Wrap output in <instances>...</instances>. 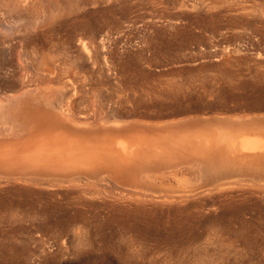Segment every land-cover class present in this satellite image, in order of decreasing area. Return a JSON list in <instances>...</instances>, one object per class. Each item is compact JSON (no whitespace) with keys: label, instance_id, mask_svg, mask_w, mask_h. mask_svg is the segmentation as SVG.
I'll use <instances>...</instances> for the list:
<instances>
[{"label":"rangeland","instance_id":"rangeland-1","mask_svg":"<svg viewBox=\"0 0 264 264\" xmlns=\"http://www.w3.org/2000/svg\"><path fill=\"white\" fill-rule=\"evenodd\" d=\"M41 8L45 15L40 13ZM84 59H95L97 63L83 64ZM48 60L53 62L49 67L54 75L64 70L58 61L72 64L73 60L80 61V65L72 66L91 74L92 79L88 81L102 89L104 104L108 102L107 91L116 86L115 75L124 71L123 63L131 67L130 73L151 71L156 75L180 70L183 77L195 74L200 78L196 80L198 84L195 81L196 88L201 87V90L197 88L202 101L199 113L202 117L211 114L217 119L215 123H205V127L212 126L226 138L236 136L246 127L264 131V0H0V100L17 93L26 73L44 75ZM107 61L112 65L110 68ZM221 72L240 77H235L234 82L243 78L247 81L253 76V83L257 81L260 85L259 92H255L262 94L261 97L257 95L262 100L259 101L260 110H246L245 96L239 100L226 98L229 102L225 99L222 104H215L212 96V103L211 95H206L203 86H208L209 81L213 84L214 75L223 76ZM204 81L208 82L202 85ZM223 84L221 86L227 89L229 84L225 81ZM24 98L23 101L3 100L0 105V113L5 117L0 119V148L20 142L25 124L17 116L20 108L32 113L49 109L44 95L30 93ZM232 100L238 101L237 105L235 102L233 105ZM221 105L228 107L221 108ZM204 106L212 107L211 111H204ZM243 114L254 119L243 123ZM30 122L27 121L32 129ZM232 147L227 145L225 153L209 170L212 171L210 179L205 181V186L209 187L204 186L207 190H202L210 192L200 194L199 208L198 205L194 207L197 214L186 219L159 216L157 210L148 208L139 214L122 209L117 211L120 215L111 217L109 201L102 202L103 205H87L74 196L49 195L48 187L41 188V195L24 193L15 188L21 186L20 183L5 180L0 167V264H264V219L254 218L252 214L264 206V197H260L264 196V188H257L255 192V184L253 187L250 183L252 186L248 187L245 180L236 183L237 177L249 176L244 175L239 161L228 159ZM255 174L254 183L264 186V166ZM220 181L231 187L234 184L236 191L231 192L233 187H230L231 193L219 192L216 188L225 186L219 187ZM209 188L221 194L217 196ZM210 193L215 197L211 195L210 198ZM224 201L229 202H226L227 207ZM233 206L243 207L238 210L247 216H229ZM196 208H201L200 212ZM71 215H75L76 220L71 219ZM78 224H84L88 231L77 232L75 226Z\"/></svg>","mask_w":264,"mask_h":264},{"label":"bare ground","instance_id":"bare-ground-1","mask_svg":"<svg viewBox=\"0 0 264 264\" xmlns=\"http://www.w3.org/2000/svg\"><path fill=\"white\" fill-rule=\"evenodd\" d=\"M40 13L45 15L43 8L40 9ZM82 62L83 64L97 63L95 59H84ZM107 62L109 63L107 66L110 68L112 65L110 61ZM52 63L50 60L45 62L46 72L44 75L33 74V76L26 73L24 76L22 74L23 79L20 81L17 93L3 97L6 102L11 99L13 101L17 99L23 101L24 97L30 93L41 94L47 97L50 109H47L49 111L39 109L37 112L32 113L27 108H20L17 116L25 122L20 142L14 145H10V143L6 148L5 146L0 148V167H2L3 174H5L4 178L6 181L12 179L20 183L21 186L15 188L21 192L41 195L39 192L41 188L48 187L46 192L49 195L74 196L78 202L83 204L85 202L87 205L92 203L102 204V202L109 201L110 206H112L109 212L113 215H109L111 217H116V214L120 215L121 213H117V211L122 209L139 214L141 210L148 208L149 210H157L156 212L160 213L159 216H174L175 218L186 219L194 218L197 214L194 207L201 201L199 199L200 194L210 192H203V190H207V188L204 189V186L207 185L205 181L210 179L209 176L212 171L209 170L214 167L216 160L225 153L227 145L234 147L230 151L231 157L228 156V159L244 163L245 166L240 167L259 166L264 163V136L244 134L238 139L226 138L224 135L217 133L212 126H204L205 123H215L217 119L210 114L211 112L209 116L205 117H202L199 113L202 109V101H200L197 88L201 90V87L196 88L197 85L195 84H198L200 78L198 77L199 80L196 81L198 78L195 74L183 77V73L177 69H175L177 70L175 72L174 70H169L167 73L162 71L163 73H157L156 75L152 74L151 71H149L150 73H130L129 69L131 67L123 63L121 65H124L122 66L124 71L120 72L119 75H115L116 86L107 91L108 102L104 104V95L101 94L102 89L100 90V87L97 88L95 85L90 84L91 74L79 68L74 69L72 66L74 64L80 65V61L73 60L74 64L65 60L58 61V65L60 67L62 65L64 70L55 75L51 74L53 71L49 67V64ZM220 66L222 67V65ZM132 69L134 68L132 67ZM198 69H200V66ZM224 73L221 72L223 76L219 73L214 75L215 82L213 84H210V81L201 82L202 85L206 82L209 83L208 86H203L206 95L213 96L215 99L212 97V100H215V104H222L226 98L232 97L239 100V98L243 99L245 96L246 100L244 99L243 103L245 101L244 106L247 105L246 110H255V112L260 110L259 101L261 98L259 97L262 94L255 92H259L260 85L257 81L253 83V76L249 77L247 81L243 78L234 82L238 76H233L232 73L231 76V74L229 75L230 72H226L228 75H224ZM179 75L182 77H178ZM250 78L252 81H248L251 80ZM98 81L101 82L99 79ZM224 81L225 84H229L227 89H224ZM84 82L89 86L86 87ZM220 83L224 86H221ZM235 89L236 91L241 89V91L237 93ZM44 92L46 94H42ZM3 100H0V105L3 104ZM214 100L212 103H214ZM232 102L234 105L235 100H232ZM215 104L211 105L219 108L220 105ZM204 107V111L209 112L212 109L209 106ZM227 107L221 105V108ZM230 109L232 111V108ZM222 110L224 111V109ZM1 111L2 108L0 107ZM215 114L218 113L215 111ZM243 115H241V118L246 119V116ZM3 117L0 113V119ZM27 121H31L32 129H29L30 126ZM52 125L53 128L50 127ZM241 157L242 159H237ZM232 178L234 177L232 176ZM235 180L239 184L245 180L244 182L247 185L249 184L248 187L255 184L256 188L253 185L255 192L257 188H264V186H261L263 183L259 184L258 182L259 185H257L254 183L255 180L249 177H237ZM225 183V181H220L218 184L219 187L224 184L225 186L223 185L224 187L222 186L223 188L220 189L225 190L217 188L216 190L231 193L237 189H234L237 186L233 184V189L230 192L232 187L229 186L230 184H228V187ZM227 183H230V181ZM30 186L36 187V189ZM211 188L213 189V187ZM211 188L208 190H211ZM216 190H211V192L214 193ZM247 191H249V188L245 193ZM219 192H215L217 196L221 194L218 195ZM254 193L251 192V194ZM256 194L259 195L258 192ZM209 195L210 198L211 195L213 196L211 193ZM205 196L208 195L205 194ZM245 196L247 195L245 194ZM242 197L244 196L242 195ZM260 197L263 199L264 196L261 194ZM242 199L240 200L242 201ZM228 200L230 202L231 199ZM204 201L207 202V200ZM48 202H51L50 199ZM245 203L244 206H246ZM208 205L210 206L209 202ZM218 205H216L217 208H219ZM229 205H232V203ZM225 206L227 207V203ZM233 207L228 212L229 216L240 214L244 216L245 213L242 214L238 210L240 207ZM250 207L252 208V206ZM156 208L160 209L161 212ZM259 208L261 209H256L254 212L251 210L252 214L254 218L256 216V218L263 217L264 219V206ZM212 211L214 212V209ZM216 213L215 211L214 214ZM77 214L79 215V212ZM71 216V219L76 218L75 215ZM218 229L217 231H219ZM75 230L77 232H87L88 228L84 224H78L75 226Z\"/></svg>","mask_w":264,"mask_h":264},{"label":"crops","instance_id":"crops-1","mask_svg":"<svg viewBox=\"0 0 264 264\" xmlns=\"http://www.w3.org/2000/svg\"><path fill=\"white\" fill-rule=\"evenodd\" d=\"M250 120H253V118H250V119L249 118H246V119L244 118V119H242L241 122L249 123ZM244 134H247V135H250V136H253V135H262V136H264V131L257 129V127H254V128L246 127L243 130H241L236 136L235 135L234 136L229 135L227 137L234 138V139L237 138L238 139L241 135H244ZM232 148H234V147H232ZM237 159H242V157L241 158H237ZM239 162L241 163L240 166L244 165V163H242L241 161H239ZM263 166H264V163L263 164L261 163V165H259V166H257V165H248V167H245V168L240 167V168H241L242 172L245 173V175L251 177L252 179H255L253 177V175H257L258 173L257 174H255V173L258 172L261 168H263ZM251 171H254V173L251 174L250 173Z\"/></svg>","mask_w":264,"mask_h":264}]
</instances>
